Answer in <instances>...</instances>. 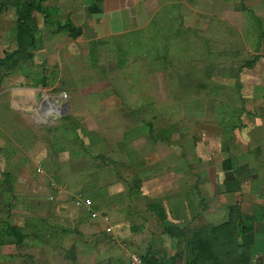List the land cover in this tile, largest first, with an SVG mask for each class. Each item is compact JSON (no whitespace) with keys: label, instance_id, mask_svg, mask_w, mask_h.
Returning <instances> with one entry per match:
<instances>
[{"label":"crops","instance_id":"obj_1","mask_svg":"<svg viewBox=\"0 0 264 264\" xmlns=\"http://www.w3.org/2000/svg\"><path fill=\"white\" fill-rule=\"evenodd\" d=\"M91 1L94 7L89 0L45 2L55 10L53 25L35 13L40 43L33 53L53 54L57 81L48 84L44 60L28 59L0 86V229L9 226L23 235L17 246H0V264H129L134 255L148 264H187L195 253L192 243H210L223 256L226 243L235 247L240 219L251 224L250 263L264 264V0ZM163 8L180 11V23L201 34L197 39L203 40L199 52L205 64L210 67L208 57L219 55L227 80L208 88L193 84L201 88L199 98L185 91L169 99L173 105L163 111L140 97L137 109H131L124 106L131 100L122 96L121 110L109 111L112 96L99 91L106 90L104 80L94 82L99 85L95 91L76 82L74 57L85 56L89 63L93 57L95 66L110 51L121 70L128 51L119 38L147 30ZM7 11H0V23ZM11 21L15 24L16 16ZM67 21L81 29L78 38L56 32V23ZM219 21L236 27L237 47L210 43V26ZM211 45L218 53L211 54ZM9 47L1 46V57L17 48ZM62 56L69 57L70 68ZM61 80L88 145L114 140L116 161L107 153L92 156L83 137L72 143L65 128L62 137L44 135L49 128L37 122L42 114L37 91ZM213 87L217 96L210 92ZM97 117L105 119L104 128L98 121L89 124ZM62 123L52 126L60 129ZM78 195L92 202L89 209ZM90 211L110 222L92 219Z\"/></svg>","mask_w":264,"mask_h":264},{"label":"rangeland","instance_id":"obj_2","mask_svg":"<svg viewBox=\"0 0 264 264\" xmlns=\"http://www.w3.org/2000/svg\"><path fill=\"white\" fill-rule=\"evenodd\" d=\"M11 10L13 12L12 15L10 13ZM179 13L180 11L178 12L175 9L173 10L170 8H165V9L163 8L162 14H160V16H158L156 20L149 25L150 27L147 28V30L143 31L142 33H137L134 36L132 35L131 37H127L124 39L119 38L121 46L122 44H124L123 42H125L126 43L125 49L128 51L126 54V58H128L127 64L121 70L116 64V62H118L119 60L115 55L111 56L110 51L107 52V57L100 59L97 58L96 60L97 65L95 66L92 65L94 63L93 61H91V60H95L93 57L91 58L90 63L86 62V60L84 59L85 56L83 57V60L80 57L79 58L74 57L75 68L77 70V72L73 77L74 80L78 83L79 81L87 83L89 86H91L90 90L92 91H95L97 88H99V85L97 84L94 85L96 82L101 83V81L104 80L103 82H105L106 84L105 86L106 90L105 88H100L99 91L102 93H107L106 94L107 97H109V94H111L112 98L110 99L112 100V102L107 103L109 111H114L115 108L121 110L122 101L119 98V96L126 97L131 100V103L127 100L125 101L126 104H124V106L126 107L129 105L131 109H135V110L137 109L139 105L137 103V99L138 97H140V100L141 98H146L147 102H151L148 103L149 105L146 106L151 105L152 107H155L157 110H159L158 107H160V110L162 111L173 105V103H170L169 99H172V97L176 99L177 97L181 96L182 93L185 94V91L186 92L188 91V94H190L191 96L193 97L198 96L197 98H199V96L202 95V93L201 91H197V90L198 89L201 90V88L198 87L197 89H195V87H191V85L193 84L200 85L204 83V85H206L208 88L209 85L212 86L213 84H215V82H221V80L223 79L225 80L228 77L224 75L225 72L221 73L219 69V67L223 66L222 64L218 65L217 63V61L220 60L219 55L217 57L216 56L208 57V60L211 63L210 67L207 65V63L205 64V61L203 60V57L199 52L201 45H203V40L197 39V37L201 36V34H197V32L192 31L191 29H187L182 23H180L181 17ZM14 16H16L15 9L11 8L7 11L6 15L5 14L3 15L2 23H0V55L2 54L1 46L3 47V45H5V48H7V50L11 48L9 47L10 43L12 44V46L17 47L16 23L14 24V22L11 21L14 19ZM219 22L220 23H213L210 26L209 34L211 35V38L208 39L210 43L223 44V45L228 44L229 47L232 48L237 47V41L238 42L240 41L237 40L236 27L230 23H225L222 21ZM217 38H220L221 40L215 41ZM211 39L213 40L211 41ZM251 43L252 46H254L253 44L255 43L253 41H251ZM193 47H195V49L197 50H194L192 54L190 53V48ZM213 48L214 47L211 45V49H210L211 54L217 50V48H214V50H212ZM34 56L35 54L30 59L33 62L44 60L42 62L43 63L42 67L44 71H47L46 73H48L46 79L49 80L48 84L51 86V83H53V81L55 80L57 81L56 78L53 79V72L51 70L53 69L52 66L55 62L53 54L44 53V55L41 54L40 56L39 55L35 57ZM190 58H192L193 61H191ZM221 58L224 59L226 57L223 56ZM47 59L49 60V63ZM60 60H62V64L65 65V67L67 68L71 67V66L68 67L70 61L68 56H62ZM211 61H213L214 64H212ZM154 62L157 64H154ZM187 65H190V67L194 69L192 73L190 72L188 73V70L186 68ZM88 66L89 69L87 68ZM153 66H155L157 69L155 68L153 69ZM78 72L81 75H78ZM143 80H145V82H143ZM186 80L188 81L181 82ZM57 83L58 85L53 88L52 87L39 88L37 91V95L40 96L41 93L47 91H48L47 93H53V94L59 93L61 91H65L69 97L68 91L65 90L64 80H61L60 82ZM213 89L215 90L218 89L215 87L210 89L211 94L213 93V95L217 96V92L213 91ZM92 91L90 92V95L93 94ZM223 91H225V89H223ZM220 93L223 95V92ZM155 96L157 97V99H159L157 100L158 103H156V100L153 99V97ZM70 99L68 101H71ZM152 100L155 102L153 103ZM143 105H145V103ZM82 106H84L83 103ZM180 106L184 108V106L182 105ZM209 106L210 107L212 106L211 102H209ZM72 109L73 108H71V104L69 105L68 102V108L60 116L62 117L64 113L67 112L62 120L60 119L56 120L55 117L54 118L44 117L42 114H40L39 116L37 115L40 118L37 119L38 120L37 122H39L38 125L42 126V123H48L47 124L48 126H46V128L49 129L44 133V135L47 134L53 137H57V136L62 137L63 136L62 132L65 128L66 134L64 135L66 137H69L70 135L72 137L71 138L72 143L75 139H77V137L78 138L83 137L82 139L85 141V147L90 149L91 152L90 154H92V156L107 153L108 157L111 160L116 161V159H118L120 155L118 156L116 152V148L114 146V140L108 139V141L110 142H107V140H105L104 138L102 139V144L99 146L88 145L89 139L85 138L87 137L85 135L86 130L83 127H81L82 126L80 125L82 124L81 122L74 120L72 116L73 115ZM147 115H151V114H147ZM223 115L224 113L222 112V116ZM97 118L91 121L88 120L89 124L95 123L96 125V122L98 121L97 124H99V127L104 128L105 124L103 123H105V119H103L104 122H102L103 120H101V118H98V120ZM53 121H63L62 125L60 126V129L53 128L52 126ZM147 122H149V124L153 123L152 120H149ZM181 124H183L182 125L183 127L184 122ZM43 145H47L46 141L45 142L43 141ZM66 146L69 147L68 141H66ZM107 146L110 149L109 151H107L106 148ZM97 162H99V160ZM113 168L115 171L117 170L115 169V166H113ZM118 169L120 170V168ZM107 170H111V168H108ZM69 186L70 184L68 185V187ZM71 190L74 191L73 189Z\"/></svg>","mask_w":264,"mask_h":264},{"label":"trees","instance_id":"obj_3","mask_svg":"<svg viewBox=\"0 0 264 264\" xmlns=\"http://www.w3.org/2000/svg\"><path fill=\"white\" fill-rule=\"evenodd\" d=\"M47 1L54 0H0V11L4 12L11 8L15 9L16 15V43L17 48L0 57V86L8 77L9 73L20 68L23 61L31 59L34 51L38 48L40 39L35 19V13L44 15L45 21L51 25V15L55 10H50L45 5ZM91 7L95 4L89 0ZM89 11L97 12V9L88 8ZM56 32L68 33L72 39H76L81 35V29L75 27L71 22L56 23ZM239 217V216H238ZM241 218V217H240ZM243 221V222H242ZM241 229L237 233V243H226L224 256L222 253H216L210 246V243L190 244L191 250L195 252L190 256L187 264H251L249 251L253 244V235L251 233V224L245 225L244 220L240 219ZM12 227L0 229V246L3 245H19L23 241V235L14 231ZM239 238L241 243L238 242ZM195 245V246H194ZM144 260V259H143Z\"/></svg>","mask_w":264,"mask_h":264},{"label":"built area","instance_id":"obj_4","mask_svg":"<svg viewBox=\"0 0 264 264\" xmlns=\"http://www.w3.org/2000/svg\"><path fill=\"white\" fill-rule=\"evenodd\" d=\"M68 94L65 91L59 93H47L43 92L39 96L38 111L42 113L44 117H60L63 112L68 108ZM77 199L83 201L84 205L89 209L92 202L88 199H83L82 195H78ZM90 217L92 219H100L103 223L108 224L110 219L106 215H100L94 211H90ZM112 228L107 227L106 232H111ZM129 264H148L138 255H134L130 258Z\"/></svg>","mask_w":264,"mask_h":264}]
</instances>
